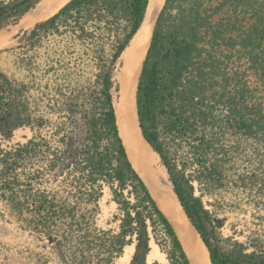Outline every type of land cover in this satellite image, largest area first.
Segmentation results:
<instances>
[{
    "label": "trees",
    "instance_id": "obj_1",
    "mask_svg": "<svg viewBox=\"0 0 264 264\" xmlns=\"http://www.w3.org/2000/svg\"><path fill=\"white\" fill-rule=\"evenodd\" d=\"M41 1L0 0V31ZM149 4L69 0L19 35L36 52L50 37H66L67 55L54 50L46 68L32 55L28 82L0 66V201L47 239L59 264H116L133 244L130 264H150L154 244L168 264H192L129 157L115 107L114 75ZM136 101L143 138L211 264H264V216L247 240L224 239L205 201L236 188L264 208V0H165ZM26 127L32 136L12 143ZM106 196L117 211L102 225Z\"/></svg>",
    "mask_w": 264,
    "mask_h": 264
},
{
    "label": "rangeland",
    "instance_id": "obj_2",
    "mask_svg": "<svg viewBox=\"0 0 264 264\" xmlns=\"http://www.w3.org/2000/svg\"><path fill=\"white\" fill-rule=\"evenodd\" d=\"M163 6V5H162ZM37 6L27 16H34ZM26 16V17H27ZM32 27H25L21 21L0 31V66L12 77L20 81H30L31 72L25 64L27 59L37 54V61L47 67V61L55 55L64 57L66 54V37L47 39L44 46L38 51L30 49L29 46L23 44L19 35L25 30ZM123 62V59H121ZM123 67V64L121 65ZM122 68L119 67L115 72V79L118 82V76ZM47 78L43 80L45 83ZM32 136L29 127L21 128L16 131L12 143L24 142ZM161 165V162H159ZM254 195L249 194L241 189H225L218 192L213 197L205 196L207 206L213 211L214 215L219 219L218 230L224 239L234 237V239L247 240L249 235L254 234L260 227L261 218L264 216V208H259L253 203ZM107 196L102 201V213L99 223L106 225V220L117 211L115 203H107ZM47 239L32 233L28 229L20 226L14 216H12L5 205L0 201V263L8 264H34L31 256L35 259H46L47 264H59L53 256L50 245H47ZM134 245V244H133ZM130 245L126 248L124 254L116 261V264H130ZM161 264H168L166 255L162 253L159 247L154 244L150 264L154 261Z\"/></svg>",
    "mask_w": 264,
    "mask_h": 264
},
{
    "label": "bare ground",
    "instance_id": "obj_3",
    "mask_svg": "<svg viewBox=\"0 0 264 264\" xmlns=\"http://www.w3.org/2000/svg\"><path fill=\"white\" fill-rule=\"evenodd\" d=\"M69 0H42L34 16L21 20L25 27H32L57 13ZM165 0H150L146 19L142 28L124 51L123 67L119 73L120 90L115 97L118 125L129 157L147 183L153 196L172 221L192 264H211L209 251L200 235L186 216L172 189L159 155L145 141L141 133L137 111L136 91L142 63L150 45L155 21ZM2 31V30H1ZM1 33V32H0ZM135 245H130L129 258L132 260Z\"/></svg>",
    "mask_w": 264,
    "mask_h": 264
},
{
    "label": "water",
    "instance_id": "obj_4",
    "mask_svg": "<svg viewBox=\"0 0 264 264\" xmlns=\"http://www.w3.org/2000/svg\"><path fill=\"white\" fill-rule=\"evenodd\" d=\"M163 4H164V3H163ZM162 7H163V6H161L160 11H161ZM160 11L158 12V15H159ZM158 15H157V17H158ZM145 19H146V18H145ZM156 19H157V18H156ZM144 21H145V20H144ZM155 22H156V21H155ZM143 24H144V22H143ZM142 26H143V25H142ZM142 26H141V28H142ZM141 28H140V29H141ZM131 42H132V41H131Z\"/></svg>",
    "mask_w": 264,
    "mask_h": 264
}]
</instances>
